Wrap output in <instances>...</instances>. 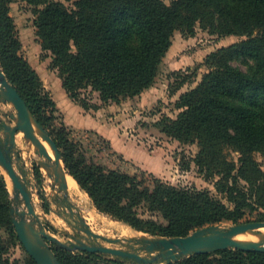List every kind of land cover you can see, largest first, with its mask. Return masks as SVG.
<instances>
[{"label": "trees", "instance_id": "16d2710c", "mask_svg": "<svg viewBox=\"0 0 264 264\" xmlns=\"http://www.w3.org/2000/svg\"><path fill=\"white\" fill-rule=\"evenodd\" d=\"M25 1L34 7L42 47L51 52L52 65L74 100L87 88L99 92L105 102L141 94L154 83L176 30L194 34L199 24L214 33L245 36L207 55L208 70L196 86L181 93L177 116L162 123L171 137L199 145L197 165L219 176L215 185L233 206L209 190L178 187L159 178L153 187L147 186L136 175L76 156V144L64 132L54 139L70 174L100 211L152 235H186L225 220L239 222L247 209L264 208V170L257 158L258 153L264 155V0ZM65 1H72L73 7ZM12 2L0 0V65L38 120L49 127L52 116L47 109L56 102L21 54ZM234 57L253 59L257 69L234 65ZM229 151L238 152L237 161ZM142 206L159 212L167 223L143 217ZM11 209L0 167V226L14 244L20 238ZM258 220H264V212ZM8 248L0 239V264H18L6 255ZM57 255L62 264H117L102 253L73 252L59 244ZM27 262L38 264L31 256ZM168 264H264V251L222 249Z\"/></svg>", "mask_w": 264, "mask_h": 264}, {"label": "rangeland", "instance_id": "374dc122", "mask_svg": "<svg viewBox=\"0 0 264 264\" xmlns=\"http://www.w3.org/2000/svg\"><path fill=\"white\" fill-rule=\"evenodd\" d=\"M164 1L171 3L173 0ZM65 3L73 7L72 1ZM10 13L14 17L16 30L22 41L21 54L37 69L43 81L44 91L56 102L54 108L47 109V114L51 115L52 119L49 127L46 128L53 137L60 131L64 132L67 138L76 144V156L83 157L87 162L101 164L108 169H118L136 175L147 186L153 187L156 178H159L178 187L209 190L216 198L233 206L215 185L219 176H210L197 165L195 157L200 150L199 145L196 142H181L171 137L162 130V123L168 117L177 116L180 109L176 102L181 93L196 86L208 70L207 55L245 36L214 33L199 24L194 34L176 30L172 37V45L160 64L154 83L141 94L122 98L119 101L105 102L99 92L87 88L82 90L81 99L74 100L63 87L58 69L52 65L51 52L42 47L35 25L34 7L25 0H13ZM232 63L245 70L257 69L256 61L251 58L234 57ZM258 73L263 72L258 70ZM83 102H86L88 107H85ZM260 109L264 110V106H260ZM13 114H17L14 105L0 100V126L5 122L15 124ZM261 122H264V113ZM19 134L18 145L12 155L13 161L19 174L29 176L27 183L33 196V203L49 234L71 244L75 238L70 237L66 232L72 234L79 232L75 227L79 213L94 232L103 236L111 238L134 237L142 234L153 236L100 211L79 183L80 192L76 193L68 189L69 200L63 205L65 193L38 164V160L43 157L37 153L33 143L31 144V140L26 138L24 133ZM48 146L53 150L50 145ZM238 156V152L229 151L231 159L237 161ZM18 157H20L19 161ZM257 158L264 170V155L258 153ZM62 165L69 176H72L64 159ZM2 171L5 174V170ZM5 177L12 208L17 206L12 201L13 185H10L12 182L10 183L6 174ZM21 206L25 207V204L22 203ZM71 208L75 212L74 218L70 214ZM139 211L143 217H152L167 223L159 212L151 211L147 206L140 207ZM246 211L245 217L239 222L258 220L264 208ZM117 223L131 229L128 235L122 234L120 228L115 225ZM221 223L230 225L236 222L225 220ZM0 239L9 246L6 255L12 261L28 264L27 260L31 255L21 240V243H12L11 236L4 226H0ZM98 241L128 250L140 248L139 244L134 243V246H131L128 241L110 243L99 238L91 242ZM50 243L57 253L58 244L51 241ZM142 253L148 254L146 250H142ZM102 254L104 258L116 261L117 264H138L131 259Z\"/></svg>", "mask_w": 264, "mask_h": 264}, {"label": "water", "instance_id": "95a60500", "mask_svg": "<svg viewBox=\"0 0 264 264\" xmlns=\"http://www.w3.org/2000/svg\"><path fill=\"white\" fill-rule=\"evenodd\" d=\"M0 100L12 103L17 110V114L12 115L15 124L5 122L0 126V167L8 172L13 182L14 196L12 201L17 204V206H12L11 210L13 224L22 244L38 264H62L50 241L70 250L111 254L134 260L138 264L174 263L196 253H210L230 248L264 251V231L261 230L264 227V220L242 221L230 225L211 224L198 228L189 234L172 237L142 234L134 237L111 238L94 232L78 213L79 219L76 220L77 225L75 227L79 232L77 234L66 232L70 237H74L75 241L71 244L62 242L56 236L49 234L42 224L40 215L33 203L32 193L28 188L29 176L18 173L12 156L18 145L17 135L23 132L25 137L32 141L37 153L43 157V159L38 160L39 166L47 172L49 177L56 178V183L65 193L62 203L66 205L69 200V173L62 165V151L50 131L38 120L26 99L9 80L1 65ZM46 143L52 147L54 159L50 155ZM17 160L19 161L20 157ZM60 171L64 173L63 178L60 176ZM22 203L25 204V207L21 206ZM70 214L73 218L75 217L73 208H71ZM245 232L256 238H238V235ZM99 238L110 243L128 241L131 246L137 243L140 248L128 250L109 246L99 241L91 242L93 239ZM142 250H146L148 254L143 255Z\"/></svg>", "mask_w": 264, "mask_h": 264}, {"label": "bare ground", "instance_id": "6f19581e", "mask_svg": "<svg viewBox=\"0 0 264 264\" xmlns=\"http://www.w3.org/2000/svg\"><path fill=\"white\" fill-rule=\"evenodd\" d=\"M23 133V132H22ZM19 135L20 134H18L17 135V142H18V137H19ZM31 144H32V141H31ZM49 144L48 143H46V146H47V148H48V151L50 152V155L52 156V158H54L53 157V150H51L50 148H49V146H48ZM5 172V174H6V176H7V179L10 181V183L12 182V180H11V178H10V176L8 175V172L5 170L4 171ZM60 176H61V178H63L64 177V173L62 172V171H60ZM54 180H56V178L55 177H52ZM10 185H13V182L10 184ZM68 189H69V191H74V192H78L79 190H80V186H79V184H78V182L72 177V176H68ZM80 192V191H79ZM79 194V193H78ZM115 225H117L116 227H119L120 228V230H121V232H122V234H124V233H128V231H129V229L128 228H126L123 224L122 225H120V224H115ZM114 224H113V226H115ZM110 226H111V224H110ZM112 226V227H113ZM114 228V227H113ZM119 230V231H120ZM131 230V229H130ZM261 230L262 231H264V227L263 228H261ZM133 231V230H132ZM135 231V230H134ZM136 233H138L137 231H135ZM134 232V233H135ZM132 233V232H131ZM133 233V234H134ZM139 234V233H138ZM137 234V235H138ZM141 234V233H140ZM121 235V234H120ZM128 235V234H127ZM238 238H240V239H255L256 237L255 236H253L252 234H249L248 232H245V233H242V234H240V235H238Z\"/></svg>", "mask_w": 264, "mask_h": 264}]
</instances>
